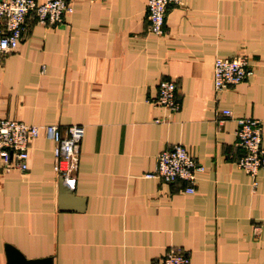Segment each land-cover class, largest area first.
Returning a JSON list of instances; mask_svg holds the SVG:
<instances>
[{
	"label": "crops",
	"instance_id": "0c3cea01",
	"mask_svg": "<svg viewBox=\"0 0 264 264\" xmlns=\"http://www.w3.org/2000/svg\"><path fill=\"white\" fill-rule=\"evenodd\" d=\"M68 1L56 25L29 13L16 49L0 53V118L82 126L75 202L59 203L42 133L26 171L0 161V264L5 246L50 264H161L169 249L188 264H264V167L252 189L234 135L236 118L256 119L264 146V0H181L160 36L146 0ZM241 54L252 75L214 94V58ZM161 79L175 84V112L148 102ZM173 144L203 167L191 194L143 178Z\"/></svg>",
	"mask_w": 264,
	"mask_h": 264
},
{
	"label": "built area",
	"instance_id": "2783aa9c",
	"mask_svg": "<svg viewBox=\"0 0 264 264\" xmlns=\"http://www.w3.org/2000/svg\"><path fill=\"white\" fill-rule=\"evenodd\" d=\"M181 0H146L145 10L148 30L160 36L163 33V19L168 6H180ZM68 0H0V53L13 51L18 46L26 17L32 13L36 22L56 25L63 22L65 14L72 12ZM252 75V69L246 55L216 57L212 62V90L214 94L232 87ZM150 105L175 112L179 104L175 99V84L170 79H161L156 85V95L148 100ZM230 116L229 109L220 111ZM153 122H161L154 118ZM234 131L236 144L242 150L235 167L251 179V188L259 169L264 167V146L260 139V122L252 118L238 117ZM42 133L52 141V171L70 190L75 183V171L78 161V144L83 134L81 125L65 127L63 134L53 124L32 125L18 120L0 118V161L3 166H12L20 172L27 169L29 142ZM203 167L181 144H173L155 155L152 171L143 175L144 179L157 180L162 184L182 181L186 184L185 193L191 194L198 174ZM161 264H188L185 255L174 249L165 252Z\"/></svg>",
	"mask_w": 264,
	"mask_h": 264
},
{
	"label": "water",
	"instance_id": "95a60500",
	"mask_svg": "<svg viewBox=\"0 0 264 264\" xmlns=\"http://www.w3.org/2000/svg\"><path fill=\"white\" fill-rule=\"evenodd\" d=\"M58 199L60 204L75 202L70 191L63 186L61 180H58ZM4 252L6 264H50L49 259L26 260L9 246L4 247Z\"/></svg>",
	"mask_w": 264,
	"mask_h": 264
}]
</instances>
